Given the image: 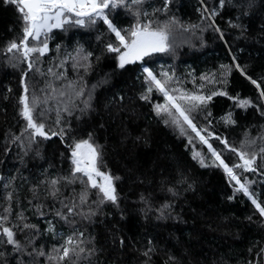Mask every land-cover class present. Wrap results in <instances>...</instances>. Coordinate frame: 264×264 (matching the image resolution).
Segmentation results:
<instances>
[{"label":"trees","instance_id":"trees-1","mask_svg":"<svg viewBox=\"0 0 264 264\" xmlns=\"http://www.w3.org/2000/svg\"><path fill=\"white\" fill-rule=\"evenodd\" d=\"M236 2L226 3L215 18L216 26L223 31V40L211 28L203 33L199 29L195 32L176 30L172 50L146 57V66L158 74L164 70L156 67L158 63L169 64V71H174L184 82L183 86L192 90L194 86L189 72L198 85L201 74L218 75L219 66L232 64L235 56V62L264 88V80L260 79L264 77V0H256L250 14L239 21L234 6ZM204 3L209 9L219 7V0H204ZM162 4L163 0H146L145 7L151 13L153 7L160 8ZM201 8L200 0H170L167 16L174 15L185 23H198L205 28L209 21H201L198 11ZM113 18L120 27H127L132 22L131 16L122 9L114 13ZM156 18L163 20L166 16L161 12ZM230 20L245 26L243 37L238 29L229 27ZM20 27L14 7L0 2V178L17 177L14 184L18 188L23 185L20 197L26 207L24 197L30 195L29 187L43 178L41 173L47 169L48 175L65 174L69 162L60 155L65 148L56 137L39 145L40 157H36L35 152L25 155L18 142L6 139V134H20L24 124L18 115V97L22 92L20 69L8 66L3 54L9 41L19 39ZM51 36L45 67L56 55L57 44L61 45V55L65 50L72 52L77 46H83L101 56L98 62L93 58V71L86 78L88 87L106 80L95 88L93 110L84 114L79 122L74 117L69 118L78 128L79 135L93 134L95 143L102 146L106 170L120 177L115 182L119 207L109 204L91 221L79 224L86 235L95 238L98 252L92 258V264H143L145 257L141 253L149 240L156 247L152 264H163L169 254L178 257L181 264H248L249 261L264 264V253L258 255L259 249L264 247V224L251 202L243 193L234 194V182L229 183L222 169L201 167L192 159L193 149L208 155L205 145L195 139L189 143L186 136L180 135L172 126H165L155 116L151 104L162 102V96L153 93L151 103L139 100L143 76L138 65L142 62L126 66L127 71L116 69L114 58L102 54L103 45L114 40L102 22L91 28H71L66 32L54 29ZM23 67L26 65H21ZM68 76H73L70 64ZM28 79L37 89L42 86V81L34 74L30 73ZM228 79L226 90L230 95L238 93L241 98L256 100L255 86L239 71L233 70ZM214 87L221 86L207 85L205 91ZM114 96H123V102H112ZM209 108L212 112L209 127L226 136L229 143L238 145L246 128L264 123L255 109H238L226 97H213ZM230 109L237 123L225 127L218 118ZM195 122L204 125V115H196ZM250 131L255 135V128ZM210 142L217 150L223 148L214 139ZM223 158L230 164L237 160L228 150H223ZM181 174L186 177V182L177 184ZM243 175L256 181L252 185L253 191L264 193V181L258 173ZM3 183L0 180V198L4 195ZM189 184L191 188H188ZM173 186L179 190L175 198L167 191ZM75 187L79 191V185ZM70 191L65 190V195ZM141 195L149 201L148 205L140 200ZM229 196L233 199L229 200ZM260 198L264 200V195ZM165 202H171L172 209L167 218L158 219L156 209ZM32 222L44 227V222L35 217ZM57 229L65 235L71 231L68 226L60 224ZM121 238L123 245L119 243ZM44 240L48 245L58 242L50 236Z\"/></svg>","mask_w":264,"mask_h":264},{"label":"snow or ice","instance_id":"snow-or-ice-1","mask_svg":"<svg viewBox=\"0 0 264 264\" xmlns=\"http://www.w3.org/2000/svg\"><path fill=\"white\" fill-rule=\"evenodd\" d=\"M5 6L11 5L16 10L21 22L20 37L9 41L3 48L5 62L8 66L20 69L19 83L22 92L18 97V115L24 124L20 134H6V139L18 142L25 155L35 152L41 156L39 145L53 137L64 145L65 152L60 155L69 162V169L65 174L48 175L45 169L42 179L29 187L30 195L24 197L26 207L21 203L20 190L14 184L15 175L2 177L4 181V195L0 198V264H92V258L97 254L95 238L86 235L79 227L81 222H89L103 207L111 204L119 207V193L116 181L103 163L102 146L94 141L93 134L88 132L86 137L78 133L71 119L80 121L81 117L93 110L95 88L100 81L92 85L87 84V76L93 71L95 61L101 56L77 46L72 52L65 50L61 55V45H56V55L48 61L50 52L49 41L54 29L68 31L71 28H91L102 22L107 32L114 36V40L103 45L104 53L111 55L118 70L127 71L126 66L142 62L138 65L143 76V90L138 98L145 103H151L153 93L163 97L162 102L152 103L151 111L165 126H172L180 135L186 136L189 143L198 140L207 147L204 153L193 149L192 159L201 167H216L223 170L231 184L234 182V194L243 193L251 202L264 224V200L261 195L252 190L255 180H249L244 173L259 174L264 181V123L250 125L245 129L238 145L229 143L226 136L211 129L212 112L209 102L213 97H226L234 106L241 110L255 109L264 120V88L257 79H253L245 72L244 67L236 63L233 56L232 64H221L217 73L201 74L200 83L189 72L193 89L183 86L174 71L161 70L158 74L146 66L145 58H151L156 53H168L172 50V40L176 30L195 32L199 29L203 33L211 28L224 39L223 31L216 26L215 18L219 10L232 0H219V7L209 9L204 0H200L202 8L200 19L209 23L202 28L198 23H185L176 16H167L170 0H163L160 8L147 11L146 0H0ZM256 0H237L235 7L239 13L237 21L249 15V10L255 6ZM124 10L131 16L132 22L127 27H120L114 23L113 14ZM166 16L161 20L158 13ZM229 27L238 29L240 36H244L246 28L239 22L229 21ZM100 39V37H97ZM70 64L73 76H68ZM21 65L26 67L21 68ZM233 70L239 71L252 85L258 96L241 98L239 94L230 95L226 90L229 77ZM34 74L42 81L37 89L29 82V74ZM107 75V74H106ZM139 78V77H137ZM264 80V77L260 78ZM207 85H220L206 92ZM10 92L11 89H8ZM123 96H114L112 102H123ZM204 115L206 123L198 125L196 115ZM54 116V119H53ZM225 127L236 125L233 111L230 109L218 118ZM51 125V126H50ZM255 128V135L250 129ZM194 134V136L192 135ZM139 139V137H137ZM216 140L223 146L221 150L213 147L210 140ZM223 150H228L237 160L231 164L223 158ZM7 151V149H5ZM65 153L67 155L65 156ZM105 169V170H102ZM243 176V179L241 178ZM27 183V181L25 180ZM186 182V177L177 180V184ZM79 185V191L76 189ZM191 188V184L188 185ZM70 189L68 195L65 190ZM175 198L179 195L176 187L167 189ZM94 197V198H93ZM229 200L233 196L228 197ZM140 200L149 204L141 195ZM57 205H59L57 207ZM172 209L171 202L160 205L156 211L158 219L167 218ZM144 211V209H142ZM32 217L42 220L44 227L33 223ZM51 217V219H49ZM250 219V218H249ZM68 226L71 231L65 235L59 232L57 225ZM51 237L57 243L48 245L44 238ZM123 245V238L119 240ZM252 249H249L251 252ZM156 247L151 240L141 253L145 260L143 264H152V256ZM264 253V247L259 249L258 255ZM163 264H181L175 255L169 254ZM248 264H252L251 261Z\"/></svg>","mask_w":264,"mask_h":264},{"label":"rangeland","instance_id":"rangeland-1","mask_svg":"<svg viewBox=\"0 0 264 264\" xmlns=\"http://www.w3.org/2000/svg\"><path fill=\"white\" fill-rule=\"evenodd\" d=\"M156 67H157V68H160V69L167 70V71L170 70V66H169V64H166V63H163V62L158 63V64L156 65Z\"/></svg>","mask_w":264,"mask_h":264}]
</instances>
